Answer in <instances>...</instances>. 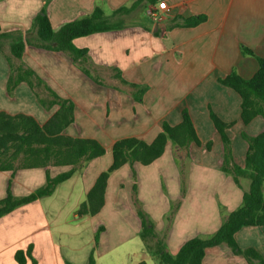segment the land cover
I'll use <instances>...</instances> for the list:
<instances>
[{"label": "crops", "instance_id": "0c3cea01", "mask_svg": "<svg viewBox=\"0 0 264 264\" xmlns=\"http://www.w3.org/2000/svg\"><path fill=\"white\" fill-rule=\"evenodd\" d=\"M134 1L0 0V30L4 33L20 30L25 34L34 18L44 10L52 29L57 31L68 22L90 15L96 8L109 17ZM163 1L167 10L162 22L150 17L152 6L141 4L121 17L122 28L73 41L76 48L87 50V63H92L93 70L109 72L113 84L94 83L65 53L25 46L22 63L59 97L74 105V122L64 134L94 139L104 147L105 154L77 169L52 195L18 207L0 218V264H17L15 252L26 250L30 244L37 264H86L92 250L94 264H160L146 248V244L153 247L156 239L145 243L141 238L142 226L133 202L129 165L109 176L104 205L98 214L78 216L77 210L100 173L111 165V148L117 140L137 138L150 143L162 131L163 122L170 126L180 124L184 110L200 141L199 146L192 144L187 151L174 149L182 159L189 157L191 161L185 192L182 193L177 168L171 164L174 154L170 143L166 144L163 155L150 165H133L137 199L154 222L158 238L164 240L166 251L175 255L186 241L212 235L219 229L222 223L219 205L226 214L240 206L249 180L241 179L240 189L221 171L223 143L209 113L231 124L226 134L231 142L233 160L243 167L247 145L241 134L258 135L264 129V120L256 117L243 125L239 95L219 80L232 72L248 80L257 72L255 57L264 59V0ZM194 17L204 20L194 27L183 25ZM29 37L33 39L35 34ZM0 43L6 45L9 52V39H0ZM241 46L255 57L243 55ZM4 53L7 54L5 50ZM5 55L0 53V58L5 60ZM119 72L124 81L146 88L140 103L132 99V89L116 78ZM9 75L7 64V68L0 70V92L3 91L0 111L29 115L40 125L44 124L58 107L46 111L24 82L9 96ZM207 144H210L209 150ZM68 170L70 167L49 168L51 177ZM159 175L164 180L162 186ZM9 184L14 197L27 196L45 185V170H19L13 175L0 172V200L5 198ZM69 202L70 207L64 208ZM171 204L179 206L174 218L169 220ZM70 215L72 221L78 219L73 226L66 220ZM56 220L72 227L70 239L77 241L68 240L56 246L53 231L61 225H56ZM100 226L104 230L95 244L94 236ZM86 228L94 236L83 241ZM56 238L57 242L62 240ZM138 238L143 245L139 256L138 249L137 253L126 255L128 263L117 261L114 251ZM234 239L240 249H253L260 256L262 263L255 261L254 264H264V226L244 227ZM202 264L249 263L220 245L206 250Z\"/></svg>", "mask_w": 264, "mask_h": 264}, {"label": "trees", "instance_id": "16d2710c", "mask_svg": "<svg viewBox=\"0 0 264 264\" xmlns=\"http://www.w3.org/2000/svg\"><path fill=\"white\" fill-rule=\"evenodd\" d=\"M163 0H136L130 6H124L107 17L99 8L88 15L68 22L57 31L52 29L50 21L42 10L33 20L25 34L20 30L1 32L0 39H9V54L4 53L0 43V53L4 54L10 68L7 82V93L12 95L13 90L20 84L26 83L34 92L39 104L46 110L54 106L58 109L42 125L32 116L25 114L10 115L0 111V172H10L12 175L19 170L44 169L45 185L24 197H14L10 191V184L4 199L0 200V218L8 215L18 207L35 202L53 194L55 188L72 177L77 169L84 168L88 163L105 154L104 147L94 139L74 138L64 134L74 122V105L71 101L59 97L33 70L22 63V56L26 45L51 52L67 54L79 70L96 84H102L98 76L92 74L86 67L88 52L78 49L73 41L96 33L118 30L123 27L122 16L136 10L141 4L152 7ZM204 20L203 17L187 19L183 25L194 27ZM34 33L31 39L29 34ZM241 52L245 56L255 57L244 46ZM258 61V70L248 79H242L235 72L230 73L219 83L235 91L241 100L240 120L243 125L249 124L256 117L264 120V59L255 57ZM116 78L121 84L129 86L135 102L140 103L146 88L128 83L121 78L120 72ZM210 120L218 132L223 143V162L221 171L230 176L235 185L242 189L241 179L249 180V187L243 191L242 202L234 211L227 213L219 205L222 214V223L219 229L209 236H199L186 241L175 255L166 251L164 240L158 238L154 222L142 210L137 199L136 173L133 165L139 163L150 165L160 158L166 144L170 142L177 150H188L189 146L200 145L192 121L187 111L182 112V121L176 126L162 123V131L150 143L137 138L117 140L112 148L111 165L97 177L94 185L88 191L86 200L77 210L78 216H95L104 205V195L109 176L124 165H129L132 171V196L137 215L141 221V238L156 239L155 247L150 252L156 256L160 264H202L207 249L225 245L233 253L243 257L249 264L261 262L260 256L253 249L242 250L235 242V234L244 227L264 226V129L256 136H249L244 132L242 139L246 142L247 150L243 167L234 163L231 142L226 131L231 124L224 123L211 111ZM209 150L210 144L206 145ZM50 167H70L67 172L51 177ZM182 193L185 192L184 182ZM173 206L171 211L173 210ZM179 206V204H175ZM167 219H169L167 217ZM104 230L100 226L94 236L97 244L100 233ZM30 244L26 250H18L14 254L17 264H37L32 257ZM70 264V263H66ZM86 264H94L93 250L90 252ZM140 264H145L144 262Z\"/></svg>", "mask_w": 264, "mask_h": 264}, {"label": "rangeland", "instance_id": "374dc122", "mask_svg": "<svg viewBox=\"0 0 264 264\" xmlns=\"http://www.w3.org/2000/svg\"><path fill=\"white\" fill-rule=\"evenodd\" d=\"M4 47V50H5V52H7V54H9V52H8V48L6 47V45L5 46H3ZM5 60H6V58H5ZM5 60H3V59H1L0 58V70H3L4 68H7V64H8V62H7V64L5 63ZM7 61V60H6ZM86 65V67H87V69L92 73V74H94V75H96V76H98L99 77V79H101V81L104 83V84H113L114 82H113V80L112 81H110L111 79V77L109 76V72H107L105 69H102V70H100V71H96V70H93L92 69V63H90L89 62V64L87 63V64H85ZM9 66V65H8ZM2 92L3 91H1L0 92V95L2 94ZM1 101V100H0ZM168 143H170V142H168ZM170 145V147H172V151H173V156H172V160H171V164H173L174 166H176V168H177V176L179 177V180H180V182H184V183H186V182H188L189 181V177H190V158L188 157V158H181V156L179 155V154H177L175 151L176 150H174L175 148L173 147V145L170 143L169 144ZM167 155H169V152H167ZM164 161H166V157L164 158ZM225 176H228V175H226L225 174ZM159 182H161V186L163 185L162 184V182L164 181L163 180V178H161V176L159 175ZM164 189V187L162 188V190ZM247 191V190H246ZM60 201V200H59ZM58 201V202H59ZM60 203V202H59ZM70 203L71 202H69L66 206H64V208H67V207H70ZM60 205V204H59ZM58 205V206H59ZM172 205H174L173 206V210L171 211V208H172ZM142 208V207H141ZM176 211H177V206H175V204H171V206H170V211H169V216H168V218H169V220H172L173 218H174V216H175V214H176ZM72 215H70V216H68V218L66 219L68 222H69V224L70 225H74L76 222H77V220L78 219H76L75 221H72ZM58 221V222H57ZM55 222H57L56 223V225L57 224H61L60 226H59V228H57V227H55L54 228V231H53V234H54V238H55V240H56V246H58V244H63L64 242H66V241H68L69 240V242H71V240L72 241H77V240H74V239H70V235L69 234H71L74 230H73V228L72 227H70V226H63L62 225V220H61V222H59V220H56ZM114 226L113 227H116V225H115V223L113 224ZM60 232H62V235L60 234ZM66 233V234H65ZM83 241H87L90 237L91 238H93V236H94V234H91V232H90V229H88L87 230V228L86 229H84V231H83ZM65 234V235H64ZM55 235H56V237H58V239H62L61 241H59L58 240V242H57V238L55 237ZM150 240H154V239H150L149 238V241H148V239L146 240V241H144L145 243L147 242H150ZM140 246H142L143 247V245L141 244V239H133L132 241H130L129 243H127V244H125V245H121V246H119L115 251H114V255H115V257H116V260L118 261V260H124L125 261V259H126V255L127 254H131V253H137L138 252V249H139V253H138V256H139V254H140ZM150 246H152V245H150ZM150 246H147V244H146V248H149V249H154V247H155V243H154V246L153 247H150ZM61 247H63L64 248V245H62ZM65 249V248H64ZM62 252H63V250H62ZM88 256H89V254H88ZM156 259H158V258H156ZM102 260V259H101ZM105 260V259H104ZM157 261V260H156ZM125 263H128L127 261H125ZM158 263H159V261H158Z\"/></svg>", "mask_w": 264, "mask_h": 264}, {"label": "built area", "instance_id": "2783aa9c", "mask_svg": "<svg viewBox=\"0 0 264 264\" xmlns=\"http://www.w3.org/2000/svg\"><path fill=\"white\" fill-rule=\"evenodd\" d=\"M167 10L165 1H160L156 6L151 7L149 11L150 17L156 22H162L164 20V14Z\"/></svg>", "mask_w": 264, "mask_h": 264}]
</instances>
